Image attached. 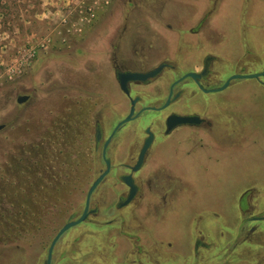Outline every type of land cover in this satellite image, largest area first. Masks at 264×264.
Masks as SVG:
<instances>
[{
	"label": "flooded vegetation",
	"instance_id": "flooded-vegetation-1",
	"mask_svg": "<svg viewBox=\"0 0 264 264\" xmlns=\"http://www.w3.org/2000/svg\"><path fill=\"white\" fill-rule=\"evenodd\" d=\"M135 1L114 0L106 26L54 44L65 63L51 69L46 112L0 124V175L15 178H0V264H264V171L211 192L210 167L264 113V0L245 2L235 27L231 0H213L163 48L125 42L117 20ZM174 201L179 218L163 226Z\"/></svg>",
	"mask_w": 264,
	"mask_h": 264
},
{
	"label": "rangeland",
	"instance_id": "rangeland-1",
	"mask_svg": "<svg viewBox=\"0 0 264 264\" xmlns=\"http://www.w3.org/2000/svg\"><path fill=\"white\" fill-rule=\"evenodd\" d=\"M113 1L0 0V124L7 115L11 116L9 120L14 124L13 116L17 109L29 108L30 110L25 111L26 116L32 115L33 107L42 109L41 113L46 112L50 106L48 91L51 87V69L54 65L65 63L63 48L51 47L56 43L66 42L64 39L79 33V28L86 30L90 25L106 26ZM209 1L136 0L128 19L117 20V25L120 30L125 31V42L138 41L154 43L157 44L156 47H169L176 43L182 28L196 22L208 10H217V2ZM245 2L249 6L248 0H231L229 10L235 12L234 16L238 19L233 18L235 23H227L226 26H238ZM251 10H248L249 18ZM101 18L102 22L99 21ZM69 32L71 35H68ZM54 54L59 56L58 59H54ZM252 82L254 80H249V83ZM20 94L32 95L31 100L27 103L18 102L17 96ZM253 116L256 119L248 118L246 128L248 137L252 134V139L243 147H232L230 157L225 162H211L214 178L211 192L214 191L213 188L217 190L222 186L218 184L220 177L224 180L225 177L234 178L243 174L250 180L251 175L264 171V113H255ZM12 129L15 130L16 127ZM3 134L0 132V164ZM196 175H202L200 169L196 170ZM0 178L1 181H15L10 176L0 175ZM79 197V193L71 195L74 203ZM160 212L161 223L166 227L175 225L179 218V208L175 201L163 205ZM77 229L78 227L70 229L69 233ZM170 234L168 230L167 235ZM12 252L15 253V250L12 249ZM4 256L2 264H15L14 259H6L9 254ZM17 259L19 264L21 259Z\"/></svg>",
	"mask_w": 264,
	"mask_h": 264
},
{
	"label": "water",
	"instance_id": "water-1",
	"mask_svg": "<svg viewBox=\"0 0 264 264\" xmlns=\"http://www.w3.org/2000/svg\"><path fill=\"white\" fill-rule=\"evenodd\" d=\"M262 74H264V72H262ZM256 75H258L257 73H254V74H247L246 76H248V77H253V76H256ZM135 76H137L136 74H131V75H129V74H124L123 75V77H124V79H128V78H130V77H135ZM244 76V75H243ZM124 84V83H123ZM26 97H28V96H19L18 98H17V101L18 102H22ZM129 118V117H128ZM128 118H126L125 120H127ZM85 212L79 217V218H77V219H75V220H72V221H69V222H67L61 229H60V231L58 232V234H57V236H56V239L64 232V231H66L67 229H69L70 227H72V226H74V225H76V224H78V223H80V222H82L84 219H85ZM52 248H53V244H52V246H51V248H50V252H51V250H52Z\"/></svg>",
	"mask_w": 264,
	"mask_h": 264
}]
</instances>
